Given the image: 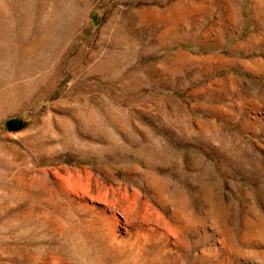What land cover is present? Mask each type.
<instances>
[{"label":"rangeland","instance_id":"rangeland-1","mask_svg":"<svg viewBox=\"0 0 264 264\" xmlns=\"http://www.w3.org/2000/svg\"><path fill=\"white\" fill-rule=\"evenodd\" d=\"M0 264H264V0H0Z\"/></svg>","mask_w":264,"mask_h":264}]
</instances>
